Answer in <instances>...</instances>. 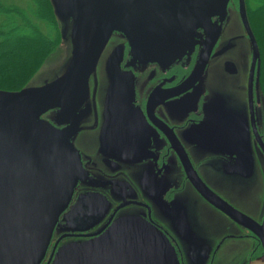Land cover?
I'll list each match as a JSON object with an SVG mask.
<instances>
[{
    "label": "water",
    "instance_id": "obj_1",
    "mask_svg": "<svg viewBox=\"0 0 264 264\" xmlns=\"http://www.w3.org/2000/svg\"><path fill=\"white\" fill-rule=\"evenodd\" d=\"M230 1L51 0L60 25L62 47L65 50L64 44L69 41L71 48L68 57L64 51L58 64L44 65L41 70H45L43 76L57 68L60 72L42 83L31 79L19 90L0 89V264H40L45 257L53 231L70 206L76 185L79 181L88 184L90 178L77 146L87 117L93 113L101 115L100 151L106 157H115L122 164H137L133 156L135 146L112 140L114 133L116 138L124 139L135 128L131 77L121 68L126 45L130 46L134 59L172 63L202 42L205 48L196 73L202 72L223 31L213 18L228 17ZM238 2L252 54L248 86L252 113L256 66L260 88L261 50L246 0ZM200 28L206 35L202 41L198 38ZM233 28L231 24L228 31ZM115 38H123L124 42L115 44ZM243 39L241 35L235 44L219 52L223 54L234 47L238 62L235 57L226 60V72L222 64L218 76L243 78L242 58L239 59L240 52L236 50ZM97 79L101 85V110L96 104L97 93L92 92V81ZM215 91L223 94L219 89ZM221 97L226 105H218V110L222 109L219 124L205 122L208 132L205 147L236 155L221 174L233 179L250 177L254 175L256 157L248 119L243 113L246 106L243 110L234 109L224 94ZM218 110L213 109L216 113ZM257 141L264 154V140L258 132ZM197 178H193L194 185L205 198L252 229L264 249V220L260 223L237 209ZM100 202L98 198L85 197L65 219L76 222ZM117 227L119 232L112 230L99 239L69 243L60 250L53 264H108L111 259L113 264L116 260L126 264H177L174 247L155 226L124 220ZM248 264H264V252Z\"/></svg>",
    "mask_w": 264,
    "mask_h": 264
},
{
    "label": "flooded vegetation",
    "instance_id": "obj_2",
    "mask_svg": "<svg viewBox=\"0 0 264 264\" xmlns=\"http://www.w3.org/2000/svg\"><path fill=\"white\" fill-rule=\"evenodd\" d=\"M238 6V0H232L228 17L223 20L217 16L213 18L222 25L223 31L202 72L196 73L205 48L202 42L196 43L191 51L172 63L134 59L129 45H126L121 68L131 77L135 128L124 139L120 136L116 138L114 133L112 140L116 144L135 146L133 156L138 160L137 164L118 163L115 157H106L100 151L102 118L101 115L95 116V124L91 126L98 135L95 145L86 149L77 144L83 165L90 176L86 181L89 185L78 182L70 206L61 215L40 264H53L60 250L69 243L96 240L112 230L119 232L118 223L124 220L141 221L158 228L174 247L177 264H248L263 254L261 240L255 232L210 203L193 181V178L199 177L234 207L260 223L263 222L264 194L261 195L262 213L257 217L253 212L251 215L241 209L216 189L214 185L218 181L212 176L221 172L222 168H228L231 157L234 160L236 155L215 152L213 150L216 149L206 148L204 142L208 135L205 122L219 124L222 109L218 110V105H226L221 97L223 94L215 91L219 69L223 64L225 71L226 60L233 59L237 54L234 47L223 54L219 52L227 45L235 44V39H240L241 35L248 39L242 22L238 18L237 21L232 18V11L236 8L238 10ZM231 24L235 28L230 31L242 30V33L232 36L228 31ZM199 32L201 36L198 38L202 41L206 38L205 30L200 28ZM238 56L239 59L245 57L244 76L236 78L234 85L237 91L243 88L242 93L246 99L243 113L248 119L253 148L258 150L257 132L264 139V116L260 118L261 114L259 115L257 66L253 81L252 113L249 108L248 86L252 54L249 52L248 42L243 54ZM234 60L237 64L238 58L235 57ZM213 109L218 110L217 113ZM233 121L240 125L239 121ZM81 133L82 131L79 135ZM88 196L98 198L101 202L92 206L89 213L79 217L76 222L67 221L65 215L71 211V206L75 205L74 208H77L82 199ZM193 199L196 202L202 201L206 207L210 206L225 216L230 226L212 238L203 235L190 207L192 205L189 201ZM229 239L236 242L237 247L233 250H227L225 246ZM240 245L242 247L239 253ZM108 264H113V260ZM115 264L126 262L116 260Z\"/></svg>",
    "mask_w": 264,
    "mask_h": 264
},
{
    "label": "rangeland",
    "instance_id": "obj_3",
    "mask_svg": "<svg viewBox=\"0 0 264 264\" xmlns=\"http://www.w3.org/2000/svg\"><path fill=\"white\" fill-rule=\"evenodd\" d=\"M250 3L252 6H256V2L254 0H250ZM249 10V8H248ZM249 12V17L250 21L253 27L254 32L256 33V36L258 38V41L261 44V47L264 46V17L263 16H258V15H253L251 10ZM232 16L235 18L237 21V18L239 19V22H241L240 15L238 13L237 8L232 11ZM228 28V27H227ZM227 28L225 33L227 32ZM229 33L234 35H239L242 33V30H235V31H230ZM245 33V32H244ZM115 44L124 42L123 38H115L114 39ZM242 46L240 45L238 49H236L238 52L243 54V51H245V46L247 45V40L243 39L241 40ZM65 50L66 51V56L68 57L70 54V48L71 44L69 41H66V44H64ZM4 48V47H3ZM111 52V49H110ZM63 54H57L54 57L50 58L49 61L45 64L49 66L56 65L58 64L61 59L63 58ZM245 57L243 56V59ZM241 59V66L243 69L244 73V68L245 65L244 60ZM43 69L42 67L34 74V78L32 80H37L39 83H42L47 77L50 79L52 76L54 77L60 72V68L55 69L52 72H49L48 75L43 76L45 73L41 70ZM49 69V68H48ZM262 69V66H261ZM51 70V69H50ZM41 74V75H40ZM40 75V76H39ZM262 72L260 73V88L257 91V96H258V102L260 103L259 109V115L260 118L264 116V89L262 86ZM39 77V78H38ZM42 78V79H41ZM218 85L217 89L221 90L223 94L227 97L228 102L230 105L233 106L234 109L239 108V110H243L245 107V96L242 93V90L237 91L235 88L234 82L236 78H228L224 75L219 76V78H216ZM99 91V92H98ZM101 91V85L99 87V81L98 79L96 82H93L92 84V92H96L97 94V99H96V104L99 106V109L101 110L100 104V93ZM95 121V116L93 115L90 118H86L84 122V129H82V133L79 135L77 139V144L78 146L80 145L82 148H90L91 146L95 145V139L98 137L97 134L94 133V128L91 126ZM98 141V138L97 140ZM90 145V146H89ZM79 146V147H80ZM260 151L258 150L257 156L256 157V167L254 171V175L247 177V178H235L233 179V176L229 175H223L221 172L214 173L213 179L217 180L218 182L215 183L216 189H218L223 195L229 197L236 205H238L241 209L247 211L252 215L260 217L263 209V200L261 198V194H264V156L261 153V155H258ZM223 170V168H222ZM221 170V171H222ZM192 206V214L194 218H197V226L198 228L202 231V234L205 235L206 237H211L215 235L216 233L219 234L220 232H223L224 229L228 228L230 224L228 223V220L225 216L222 214L218 213L214 209H212L210 206L206 207L202 201H194L191 200L189 201ZM204 217V220L202 219ZM235 240L229 239L226 243L227 250H233L235 249ZM241 245L239 246V253L241 249ZM242 254V252H241Z\"/></svg>",
    "mask_w": 264,
    "mask_h": 264
},
{
    "label": "trees",
    "instance_id": "obj_4",
    "mask_svg": "<svg viewBox=\"0 0 264 264\" xmlns=\"http://www.w3.org/2000/svg\"><path fill=\"white\" fill-rule=\"evenodd\" d=\"M254 2L255 7L247 0L249 10L264 17V0ZM260 48L264 89V46ZM63 53L51 0H0V89H21L50 58Z\"/></svg>",
    "mask_w": 264,
    "mask_h": 264
}]
</instances>
